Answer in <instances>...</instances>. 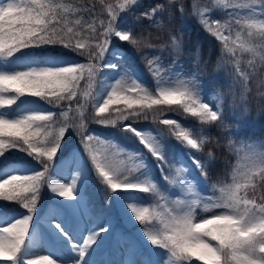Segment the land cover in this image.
Returning <instances> with one entry per match:
<instances>
[{"label": "snow or ice", "instance_id": "obj_1", "mask_svg": "<svg viewBox=\"0 0 264 264\" xmlns=\"http://www.w3.org/2000/svg\"><path fill=\"white\" fill-rule=\"evenodd\" d=\"M140 4L0 2V202L19 203L24 210L16 216L0 204V264H264V142L240 137L242 124L235 119L238 110L249 113L246 100L253 84L264 97V0H154L137 15L133 9ZM217 11L222 18L215 17ZM186 15L222 46L211 93L199 45L189 51L187 69L180 61L184 31L175 22ZM150 29L166 31L168 39L153 44ZM122 44L144 61L151 86L126 63L117 47ZM64 49L85 60L71 59ZM102 68L118 78L102 75ZM221 70L225 82L218 84ZM173 110L197 123L162 118ZM149 119L167 132L134 126ZM89 123L119 132L101 136ZM213 127L219 130L216 138L209 132ZM117 136L135 139L144 151L125 147ZM72 137L83 155L76 149L62 152ZM173 139L179 156L168 143ZM213 140L236 159L227 179L208 185L215 153L210 148L203 159L196 153ZM13 150L39 167L23 159L3 163ZM93 173L108 210L97 209L88 194ZM201 182L208 193L199 191ZM45 190L50 206L38 216ZM140 193L153 200L145 201ZM112 206L140 225L143 240L129 235L119 248L121 258L104 261L98 257L116 231ZM40 247L48 254H38Z\"/></svg>", "mask_w": 264, "mask_h": 264}, {"label": "trees", "instance_id": "obj_2", "mask_svg": "<svg viewBox=\"0 0 264 264\" xmlns=\"http://www.w3.org/2000/svg\"><path fill=\"white\" fill-rule=\"evenodd\" d=\"M81 2H84V0H81ZM114 2V0H113ZM201 2H205V0H201ZM154 3V0H141V4L139 7L133 9V12L135 14H139L140 12L146 11L152 4ZM97 11H99V4H97ZM190 11V9H189ZM124 15L129 21L132 20L131 14H122ZM216 18H222L223 13L221 11H217L214 13ZM148 22L144 21V25L147 26ZM181 25H183V31H184V39H185V49H184V55L180 57V61L184 64L185 69L188 68V66L192 63L191 58L189 57L188 53L190 50H194V47L196 45H199L200 51H201V66L203 67L206 63L207 65V72L204 74L203 79L207 85L208 91L212 92L214 88V84L211 82L213 77V67L216 66L217 61L219 57L221 56V44L213 37H211L197 22L195 19H192L190 16L185 17L184 20L177 19L175 22V27L177 29L181 28ZM137 31L139 32V27L137 28ZM151 32V42L153 44H158L164 40H167V33L166 31H158L156 29H150L148 30ZM117 47H120L121 50L124 52V55L126 57V63L135 65L138 74L141 76V78L147 83L148 85H152L153 80L152 77L148 74L147 69L144 66V61L140 59L139 54L136 53L135 49L127 44L117 45ZM65 53H69L70 57H72L74 60L78 61H84L85 57L77 56L75 52H69L68 49L63 50ZM106 60H110L112 63H122V61L117 60L111 56H106ZM247 59V57H245ZM171 60V57L166 56L165 62L169 63ZM244 67V64L241 65ZM114 72L113 70L101 69L102 75H107L108 73ZM216 83L223 84L225 82V72L221 70L219 73H216ZM82 86H83V82ZM260 91V89H257L256 86L253 84L251 86V91L247 94V100L246 104L249 109V113L247 115L242 114V109L237 111L235 119H238L241 121V130L239 133L240 137H243L245 140H251L255 142H264V97L259 96L257 93ZM27 99H36V98H27ZM48 106V105H46ZM112 108L115 107H123L122 105H113ZM49 110L51 111H59V109L51 108L48 106ZM16 106H12V111H15ZM92 109L89 107L88 114L91 115ZM162 118H171L176 119L179 122H182L186 125H195L197 122L193 118L184 119L182 114H179L175 110L173 111H165ZM229 123H233L232 119H229ZM124 124L134 123L133 121H124ZM135 127H151L153 129H162L165 132H167V127L160 124H152L151 119L145 121L140 120L139 122L134 123ZM204 128L208 129L209 126L205 125ZM90 129H95L98 132L104 133L106 136H113V134L118 133V128H105L102 126H99L95 123H89ZM218 129L213 127L209 129L210 135L213 138L217 137ZM117 140L126 147H141L139 145L138 141L135 139H127L123 136H117ZM221 141V145L224 143V137H219ZM168 143L170 146L173 147L175 150H180L179 146L175 142V140H169ZM213 149L215 153V161L211 165L209 169V178H208V185H211L215 183L217 180L220 179H227V174L231 170V165L234 163L236 156L234 152H229L225 147L221 146L218 147L214 140L207 143L205 145V148L203 150V153H196V155L200 156L202 159L206 156L209 149ZM69 149H76L78 150L82 155L83 149L79 143V140L76 137H72L71 139L67 140V144L62 147V152L67 153ZM27 160L29 161L31 166L39 167L34 161H31L30 158L26 157L25 154L20 153L16 150H13L10 154H8V159L3 161V163H7L9 160ZM153 170L156 175V178L159 179V171L155 168L153 165ZM162 187L164 189L168 188V185L161 182ZM207 187V186H206ZM102 185L100 182L95 178V174L93 173V179L91 184L88 187V194L91 197V200L93 202V205L97 209H109V205H105L103 203L104 194L101 191ZM207 190L209 192V188L207 187ZM173 194V193H172ZM140 197H142L145 201H152L153 198L149 194H138ZM175 195V194H173ZM51 201V194L48 191L42 192V197L40 202L38 203V209H37V215H39L45 208V205H47L48 202ZM2 206L6 207L9 212H14L16 210H22L19 203H7L3 204V202H0ZM111 214L114 217V224L115 229H122L124 233H127L131 235L132 237L137 238L138 240H143V238L140 235L139 228L140 225L134 224L132 222H129L126 217H122L121 215H117L115 211V207H111ZM193 264H199L198 261H194Z\"/></svg>", "mask_w": 264, "mask_h": 264}, {"label": "rangeland", "instance_id": "obj_3", "mask_svg": "<svg viewBox=\"0 0 264 264\" xmlns=\"http://www.w3.org/2000/svg\"><path fill=\"white\" fill-rule=\"evenodd\" d=\"M0 2H2V0H0ZM71 59H73V58L71 57ZM106 76H108L109 78H113V79L114 78H118V77H116V73L115 72L108 73ZM44 107H47L48 108V106H46V105H44ZM138 128H151V127H138ZM91 130L94 131V132H96L97 134H99L101 136H106L104 133L98 132L95 129H91ZM127 148H129V149H137V150H140V151H144V149L141 148V147H139V146L138 147H135V148H132V147H127ZM172 149H173V147H172ZM173 151H174V149H173ZM180 151L181 150H175L174 152L177 154V156H179ZM150 162H151V158H150ZM32 167L35 168L36 166H32ZM153 173H154V170H153ZM193 175H196L197 176V179H200V177H199V175L197 173L193 172ZM61 182H71V181H70V178L61 177ZM198 188H199V191H201L202 193H207L206 185L203 182H201L199 184ZM170 191H172V190L170 189ZM173 194H176V193L173 192ZM183 194L184 193L181 192V195H183ZM58 199H63V198H58ZM50 202H48L47 205H45L44 210L39 215L43 214L47 210V208L50 206ZM12 214H14L16 216H21L22 214H24V210L23 211L22 210H20V211L16 210V211L12 212ZM127 220L129 222H131L128 218H127ZM86 234L87 233H85V235ZM128 236H129V234L124 233L122 231V229H120V228L117 229L115 231L113 237L111 238V240L106 242L105 250L101 253V255L98 257V259L104 260V261H108V260H119L121 258L120 257V254H119V248H120L121 245H123L125 243V241H126V239H127ZM38 254H48L47 248L46 247H40ZM160 258L161 259L163 258L162 254H161V257Z\"/></svg>", "mask_w": 264, "mask_h": 264}]
</instances>
